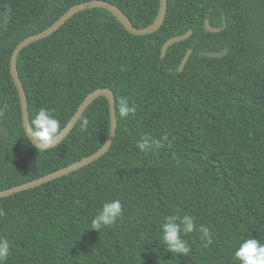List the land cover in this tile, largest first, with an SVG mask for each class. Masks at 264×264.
<instances>
[{"label":"trees","instance_id":"obj_1","mask_svg":"<svg viewBox=\"0 0 264 264\" xmlns=\"http://www.w3.org/2000/svg\"><path fill=\"white\" fill-rule=\"evenodd\" d=\"M87 1L0 0V191L72 165L108 138L109 104L99 97L58 145L38 152L25 136L9 73L20 41ZM101 1L137 29L159 9V0ZM187 32L161 57L165 42ZM16 68L29 121L48 108L62 130L89 93L109 89L116 132L91 164L0 199L6 264H239L232 257L243 240L264 243V0H167L163 24L143 36L107 10H83L23 48ZM122 96L135 115L120 117ZM144 136L167 140L144 153L136 147ZM111 200L121 202L122 216L92 230ZM177 211L209 227L212 243L194 231L182 236L188 256L165 251L160 225Z\"/></svg>","mask_w":264,"mask_h":264},{"label":"clouds","instance_id":"obj_2","mask_svg":"<svg viewBox=\"0 0 264 264\" xmlns=\"http://www.w3.org/2000/svg\"><path fill=\"white\" fill-rule=\"evenodd\" d=\"M5 19V23H6ZM119 115L122 118L128 117L130 114L135 115V105H129L127 97H120L118 105ZM3 112L0 111V115ZM89 121L85 118L80 123V130L87 131ZM24 133L31 146L38 152H47L55 147L60 141V121L55 118L53 111L48 108H40L34 119H31L27 126L24 127ZM167 140V136L155 139L144 136L141 141L137 142L136 147L144 153L158 150L164 147L163 141ZM123 208L119 200H111L103 203L101 209L91 220L92 230L100 231L104 227L114 225L122 216ZM3 215V212H0ZM196 217L184 214L180 215L177 211L175 215L164 217L163 223L160 225L162 229L161 240L165 251L180 256H188L191 252L189 243L182 238L187 234L198 231L199 239L206 242V246L212 243V234L209 227L196 224ZM10 256V241L0 236V264H6ZM233 261H239V264H264V243L254 238L243 240L239 247L235 250Z\"/></svg>","mask_w":264,"mask_h":264},{"label":"water","instance_id":"obj_3","mask_svg":"<svg viewBox=\"0 0 264 264\" xmlns=\"http://www.w3.org/2000/svg\"><path fill=\"white\" fill-rule=\"evenodd\" d=\"M94 8H101L104 10H107L110 12L118 21L119 23L125 28L127 32H129L131 35L134 36H143V35H149L154 32H156L161 25L164 22L165 14H166V8H167V0H159V9L157 16L153 23L148 26L147 28L143 29H137L135 28L131 21L127 18V16L115 5L101 0H91L87 2H83L77 5L72 6L69 8L58 20H56L52 25H50L47 29L34 34L30 35L26 38H24L22 41H20L15 48L13 49L10 59H9V73L13 80V83L17 89L18 97H19V105H20V111H21V121H22V127L24 129L25 126H27L29 119H28V112H27V102H26V95L22 86V83L18 77V71L16 68V58L19 52L25 48L26 46L30 45L31 43H34L38 40L44 39L51 34H53L56 30H58L71 16L74 14L88 9H94ZM205 28L208 32H217L218 29H214L208 25V22H205ZM191 32H187L183 36L175 37L167 42L162 47L161 50V57L164 56L166 49L173 45L176 42L183 41L187 39L190 36ZM190 55V50L187 51L185 56L183 57L181 64L179 66V71H181L187 62ZM4 60H2L3 63ZM104 97L107 99L109 104V118H110V129H109V135L104 143V145L94 154L83 158L82 160L75 162L72 165H69L65 168L59 169L55 172H52L50 174H47L41 178L26 182L24 184L14 186L9 189H5L0 191V199L8 197L14 193L26 191L35 187H38L44 183L50 182L54 179L60 178L62 176H65L67 174H70L72 172H75L79 169H81L84 166H87L94 162L95 160L102 157L104 154L108 152L110 149L112 142L115 137L116 132V117H115V108H114V96L112 92L109 89H97L91 93H89L85 99L82 101V103L77 108L74 115L71 117V119L68 121L66 126L61 130L60 133V141L56 144L58 145L73 129L75 123L80 119L82 116L84 110L97 98ZM55 145V146H56ZM54 148V147H53Z\"/></svg>","mask_w":264,"mask_h":264}]
</instances>
